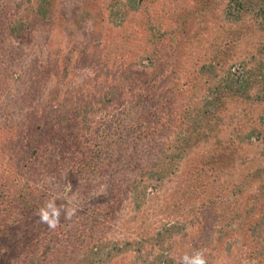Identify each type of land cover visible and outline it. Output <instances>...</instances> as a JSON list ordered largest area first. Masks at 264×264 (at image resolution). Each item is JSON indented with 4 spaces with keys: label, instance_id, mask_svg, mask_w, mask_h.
<instances>
[{
    "label": "rangeland",
    "instance_id": "374dc122",
    "mask_svg": "<svg viewBox=\"0 0 264 264\" xmlns=\"http://www.w3.org/2000/svg\"><path fill=\"white\" fill-rule=\"evenodd\" d=\"M205 1V4L200 0L173 3L169 19L173 20L179 37L174 55L183 56L186 47L194 48L200 58L212 53L209 46L213 39L209 30L201 37L205 33L204 14L207 13L208 25L220 21V39L215 51L222 57L219 60L222 67L236 70L240 78L258 69L264 73V0H242L243 7L235 5L233 0ZM28 3V0H0V25L14 18L22 22L25 31L24 38L15 41L10 34L3 40L0 38V132L3 131L0 151L11 149L2 154L9 156L10 167L23 170L22 173L14 171L17 184L11 200L0 202V264H29L32 258L34 264H41L44 256L40 253L50 245L54 250L47 259L52 262L56 250L68 248V228L80 227L93 209L109 214L95 227L98 233L106 234L107 243L126 234L154 236L157 231L174 228L178 223L185 226L180 234L171 237L168 232L164 240L159 239L166 240L164 246L171 249L170 255L176 264H182L185 254L203 250L194 247V236L204 215L217 214L221 216L214 221L217 233L211 238L212 245L204 251L208 264H245L244 259L251 252L248 248L253 245L248 243L250 237L243 227L259 213L256 201L250 198L264 201V101L258 99V94H262L261 77L248 79L249 90L238 94L248 100L214 93L215 106L209 107V115L203 121H193L194 115L183 116L173 133L158 137L169 150L163 164L155 160L151 147L133 141L131 134L136 133L131 124L135 115L131 113L121 124V135L111 145L104 141L110 153L108 165L99 169L96 166L100 162L95 161V166L90 163L91 166L85 168L86 157L100 141V131L94 130L103 119L112 120L111 111L107 116L97 112L86 122L81 116L75 123L65 121L68 130L79 138L76 143L63 133L65 129L61 125L57 142H47V147L40 145L37 155L27 156L28 144L36 146L38 143L37 138L26 135L27 115L33 113L35 115L30 117H39L47 123L52 117L53 124L57 116L67 111V101L77 99L75 92L88 90L81 88L86 82L91 85V70L81 68L69 81L56 87L57 81L53 79L40 94L33 96L28 89V66L40 64L43 68L46 60L68 57L70 52L78 57L84 49L89 53L86 46L96 39L103 12L107 14L112 9L114 14L111 13L106 22L101 45L104 39L121 34L127 26L139 25L141 20L123 0H53L54 9L45 20L33 16ZM226 11L232 12L228 15L230 21H226ZM212 57L215 58L214 53L206 60ZM137 65L134 63V67ZM125 81L128 80L116 83L122 87ZM201 87L207 94L209 87L203 84ZM121 91L125 92L126 100L132 97L135 102L134 90L122 88ZM192 108L202 111L200 103ZM121 110V105L114 109L119 121ZM195 122L202 127L195 128ZM85 132H89L86 139L83 138ZM194 133L196 138L193 139ZM16 134H20V138ZM11 139L20 145L10 144ZM151 146L154 147L153 142ZM222 162L228 163L227 169L220 167ZM153 163L165 168L164 179L161 183L152 181L155 187L148 188L140 210L133 212L132 202L128 194L125 195L126 184ZM24 179L28 182L26 186ZM20 181L24 185L22 189ZM217 198L221 200L220 205H214ZM51 200H55L57 206L65 204L76 209L71 220L64 219L62 210L60 226L55 230L41 223L37 214L45 202ZM30 203L34 207L24 209ZM240 229L244 232L240 233ZM93 233L89 238L100 236ZM71 256L72 253L68 258ZM108 264L135 262L133 254L126 253Z\"/></svg>",
    "mask_w": 264,
    "mask_h": 264
},
{
    "label": "trees",
    "instance_id": "16d2710c",
    "mask_svg": "<svg viewBox=\"0 0 264 264\" xmlns=\"http://www.w3.org/2000/svg\"><path fill=\"white\" fill-rule=\"evenodd\" d=\"M28 1L31 14L36 18L48 19L54 9L53 0ZM179 1L123 0L124 5L138 15V19L141 17L139 25L127 26L121 34L110 36L109 40L106 41L104 39L101 45L103 36L106 33V22L110 19V14H114L111 9L107 11V14L102 13L101 27L97 30L96 39L91 40L92 44L90 46H86L89 48V53L84 49L78 57L75 53L70 52L68 57L58 56L55 60H46L43 68L40 64L33 67V64L28 66L30 82L28 89L31 90L30 94L33 96L40 94L43 89L50 85L49 82L53 79L57 81L56 87L69 81L78 69H89L92 73H89L91 85L86 82L87 85L81 87L88 90L75 92L77 93L75 95L77 99L67 101V111L57 116L53 120V124L52 117L47 123L39 117H30L33 113L27 115L26 135H32L38 141L36 146L31 143L28 144L25 153L27 156L37 155L40 145L47 147V142H57L60 138L59 128L61 125L65 129L63 133H67L71 140L76 143L79 138L71 130H68L69 126L65 124V121L66 123H75L81 116L82 120L86 122L95 116L97 112L105 113L107 116V112L111 111L110 118L112 120L103 119V122H100L97 126V130H94L95 132L100 131V141L96 142V149L86 157L85 161L87 163L85 165H87L85 168L91 166L90 163L95 166V161L100 162V165L96 166L99 169L108 165L110 153L104 147V141L107 140L111 145L121 135L123 132L121 124L131 113L135 115L131 124V128L136 133L131 134L133 141H138L141 145L149 147V149L151 147L155 160L163 164L169 150L158 137L164 134L169 136L171 132L173 133L175 125L181 121L183 116L191 118L194 115L193 121H198V119L203 121L206 115H209V107L211 105L215 106L214 93L248 100L238 94L248 91V79L250 81L252 77L259 75L261 77L259 83L261 84L262 94H258V99L264 101L263 71L258 69L247 74V77L240 78V75L236 74V70L233 72L231 67H222L219 61L222 57L217 50V54L215 51V45L220 39L218 32L220 21H214L215 25H208L209 14L203 13L206 21L204 23L205 33L201 37L207 33L208 29L213 39L209 47L215 58L212 57L210 60H206L212 53H206L203 58H200L194 48L189 47L185 48L183 56L178 55L176 57L174 55L173 51L179 37L176 36L174 22L169 19V16L173 3ZM200 1L204 4L206 2L205 0ZM216 1L222 3L221 0ZM233 1L235 5L239 4V7L243 4L242 0ZM230 13L232 14L231 11H226V21H230L228 16ZM9 20L0 25L2 29L0 31L1 40L8 37V34L14 36V41L18 38H24L25 31L22 22L14 18ZM227 47L229 46L227 45ZM134 63L138 65L134 67ZM122 79L128 81H125V86L121 87L116 82ZM201 84L209 87L207 94L203 93ZM122 88L134 90L133 98L135 102H133L132 97L127 100L124 98L125 92L121 91ZM136 88L139 89L138 92ZM198 100L202 102H198ZM128 101L130 102L127 103ZM195 103L197 105L198 103L201 104L202 111L195 108L190 109ZM120 105L122 110L121 120L119 121L114 109L117 110ZM137 105L139 107H136ZM205 109L207 111L203 112ZM193 126L195 128L202 127L197 122ZM88 128L84 129L87 130ZM78 132L80 134L81 129ZM89 132L84 133V139L87 138ZM2 133L3 131L0 132V134ZM16 135L19 138L21 136L20 134ZM195 135L196 133L193 134V139L196 138ZM155 136L157 137L155 138ZM121 139L124 138L121 136ZM152 142L154 147L151 146ZM10 144L20 145V142L11 139ZM68 147L70 148V146ZM11 151L9 148L0 151V202L3 203L11 200L13 187L17 184V182H14L16 180V172L14 171L23 172L21 167L17 170L10 167L12 161L8 159L9 156L2 154ZM119 155H122V152H119ZM161 164L153 163L147 171L135 174L131 182L126 184L125 195L128 194V199L132 202L130 205L133 212L140 210L143 205L142 200L149 192L147 191L148 188L155 187L156 184L152 181L155 180L158 183L163 181L166 170ZM227 164L222 162L220 167L227 169ZM26 183L28 182L24 179L25 186L28 185ZM24 185L20 181V189ZM262 185L264 186V183ZM23 193L25 194V191ZM250 200L256 201L259 213L249 224L243 227V230L246 233L248 232L250 237L248 243L253 245L248 248V251L251 250V252L244 261L246 264H264V201L253 198H250ZM31 204L24 206V209L26 207L33 208L34 206ZM215 204H221L220 198H217ZM108 215L107 211L93 209L80 227L73 230L68 228V248L56 250L55 254H52V262H50L47 255L52 253L54 248L53 245L46 246L40 253L41 257L44 256L42 262L47 264H108L119 257L126 256V253H131L135 264H176L175 259L170 255L171 249L164 246L166 240L161 241L159 239L163 237L164 240V234L168 232L171 237L178 235L185 229V226L178 223L174 228L170 227L163 229L161 232L157 231L154 236L136 237L126 234L121 238H112L111 242L107 243L108 237L104 236L106 234L98 233L95 227H99V222ZM211 217L212 220H210ZM218 217L221 216H217V214L204 215L198 234L193 239L195 248L206 251L212 245L214 241L212 239L217 233L215 230L217 226L214 221ZM93 231V234L100 236L89 238ZM243 232L240 229V233ZM70 238L72 239L70 240ZM71 253L72 256L69 259L68 256ZM33 262L34 259L32 258L31 262L28 263L34 264Z\"/></svg>",
    "mask_w": 264,
    "mask_h": 264
},
{
    "label": "clouds",
    "instance_id": "9594fccd",
    "mask_svg": "<svg viewBox=\"0 0 264 264\" xmlns=\"http://www.w3.org/2000/svg\"><path fill=\"white\" fill-rule=\"evenodd\" d=\"M62 210L65 220H71L76 215L75 208L68 207L65 204L57 206L55 200L46 201L37 213L39 221L46 224L50 230H55L60 226ZM182 264H208V261L204 250H196L192 255L185 254L182 257Z\"/></svg>",
    "mask_w": 264,
    "mask_h": 264
}]
</instances>
